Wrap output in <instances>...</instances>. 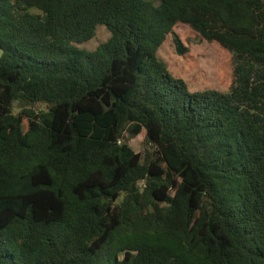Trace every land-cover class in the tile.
<instances>
[{"label":"trees","instance_id":"16d2710c","mask_svg":"<svg viewBox=\"0 0 264 264\" xmlns=\"http://www.w3.org/2000/svg\"><path fill=\"white\" fill-rule=\"evenodd\" d=\"M177 24L228 91L169 72ZM0 264H264V0H0Z\"/></svg>","mask_w":264,"mask_h":264},{"label":"rangeland","instance_id":"374dc122","mask_svg":"<svg viewBox=\"0 0 264 264\" xmlns=\"http://www.w3.org/2000/svg\"><path fill=\"white\" fill-rule=\"evenodd\" d=\"M174 33L183 46L188 49V53L184 56L177 55L171 37H168L160 47L158 57L165 62L169 72L173 76L181 78L190 92L228 91L232 75L230 54L217 43H208L202 40L186 25L177 24L174 27ZM109 36L108 31L103 26H99L95 37L78 47L86 51H94ZM128 145L135 153L141 155L150 148L146 145L143 134L128 140Z\"/></svg>","mask_w":264,"mask_h":264}]
</instances>
